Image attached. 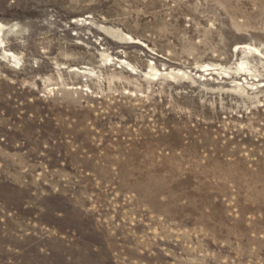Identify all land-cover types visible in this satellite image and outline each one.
<instances>
[{
    "label": "rangeland",
    "instance_id": "1",
    "mask_svg": "<svg viewBox=\"0 0 264 264\" xmlns=\"http://www.w3.org/2000/svg\"><path fill=\"white\" fill-rule=\"evenodd\" d=\"M0 26V264H264V0Z\"/></svg>",
    "mask_w": 264,
    "mask_h": 264
},
{
    "label": "bare ground",
    "instance_id": "2",
    "mask_svg": "<svg viewBox=\"0 0 264 264\" xmlns=\"http://www.w3.org/2000/svg\"><path fill=\"white\" fill-rule=\"evenodd\" d=\"M0 27H1V26H0ZM1 29H2V27H1ZM248 50H249V49H248ZM254 50H255V49H254ZM257 51H258V50H257ZM253 53H254V52H253ZM256 53H257V52H256ZM238 65H239V64H238ZM239 68L242 69V67H239ZM242 70H243V69H242ZM242 70H241V71H242Z\"/></svg>",
    "mask_w": 264,
    "mask_h": 264
}]
</instances>
